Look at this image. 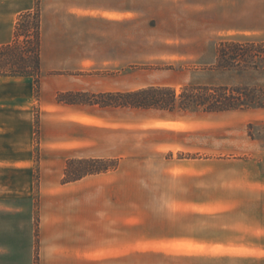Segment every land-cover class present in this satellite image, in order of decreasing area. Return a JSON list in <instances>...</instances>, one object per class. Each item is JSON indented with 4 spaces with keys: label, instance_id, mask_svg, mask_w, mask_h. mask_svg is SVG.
I'll list each match as a JSON object with an SVG mask.
<instances>
[{
    "label": "crops",
    "instance_id": "crops-1",
    "mask_svg": "<svg viewBox=\"0 0 264 264\" xmlns=\"http://www.w3.org/2000/svg\"><path fill=\"white\" fill-rule=\"evenodd\" d=\"M37 1L39 87L33 76L0 75V264H134L136 245L167 237L165 223L151 236L147 214L135 217L134 191L181 170L165 159L163 135L175 129L174 119L59 94L175 85L135 78V44L184 47L180 56L190 59L221 39H264V0H0V45L13 41L19 15ZM135 30L149 35L135 42ZM86 159L116 166L64 181L67 168ZM240 173L228 193L222 189L220 239L212 227L208 235L191 225L169 227L170 237L216 239L223 259L264 264V170ZM208 212L200 214L213 216Z\"/></svg>",
    "mask_w": 264,
    "mask_h": 264
},
{
    "label": "rangeland",
    "instance_id": "rangeland-1",
    "mask_svg": "<svg viewBox=\"0 0 264 264\" xmlns=\"http://www.w3.org/2000/svg\"><path fill=\"white\" fill-rule=\"evenodd\" d=\"M148 35V31L135 30V42ZM223 40L248 44L245 48L249 56L245 58L246 62L241 58L239 68H213L218 45L186 59L180 56L186 53L184 47L175 46L172 49L135 44V78L143 77L152 84L176 83L167 85L174 88L176 93L188 84L239 86L249 95L255 91L257 101L264 103V39ZM30 41V38L24 40L23 47L31 49ZM151 51L163 54V59L148 58ZM164 69L174 72L167 74L162 71ZM90 70L96 72L97 65L90 63ZM35 87L37 89L39 84L37 86L35 83ZM74 97L76 100L93 98L87 93ZM153 110L174 119L171 123L175 129L163 135L167 143L165 159L166 165L180 163L181 170L176 175L169 171L163 182L151 184L148 189H135V217L147 214L151 236L161 232V224L165 223L167 237L165 240L150 239L136 245L134 264H237V255L223 259L218 240L206 244L204 239L196 237L175 239L170 237L169 234L173 232L169 227L180 226L184 230L183 227L189 225L194 228L203 226L199 230L208 228V235L211 233L209 227H212L213 237L220 239L222 189L225 188L228 193L231 185L243 179L240 170L255 166L264 170V108L213 113ZM74 166L77 168L80 165H71ZM211 197L217 199L213 204H199ZM193 199L198 201L197 205H189ZM202 211H209L213 216L201 215Z\"/></svg>",
    "mask_w": 264,
    "mask_h": 264
},
{
    "label": "trees",
    "instance_id": "trees-1",
    "mask_svg": "<svg viewBox=\"0 0 264 264\" xmlns=\"http://www.w3.org/2000/svg\"><path fill=\"white\" fill-rule=\"evenodd\" d=\"M30 38L31 49L23 47L24 40ZM27 41H25L26 43ZM248 44L234 40H222L216 48L213 68H239L241 58L246 62ZM41 27L40 8L37 1L33 11L19 15L11 43L0 45V75L33 76L38 86L40 79ZM78 94H59V98L75 101ZM255 91L251 95L245 89L227 85L188 84L179 93L167 85H150L127 93H103L87 101L103 104L131 106L134 108H153L169 112L201 111L206 113L224 112L252 107L264 108L258 102ZM37 134V128H36ZM80 166L65 173L64 181L76 180L87 174L104 172L116 166L115 161L105 159H86L77 162ZM82 164L84 166H82Z\"/></svg>",
    "mask_w": 264,
    "mask_h": 264
}]
</instances>
